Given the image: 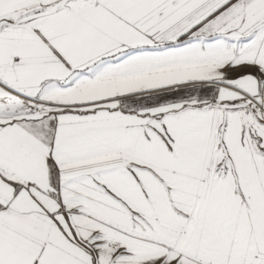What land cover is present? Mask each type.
I'll return each mask as SVG.
<instances>
[{"label": "snow or ice", "instance_id": "snow-or-ice-1", "mask_svg": "<svg viewBox=\"0 0 264 264\" xmlns=\"http://www.w3.org/2000/svg\"><path fill=\"white\" fill-rule=\"evenodd\" d=\"M0 264H264V0H0Z\"/></svg>", "mask_w": 264, "mask_h": 264}]
</instances>
